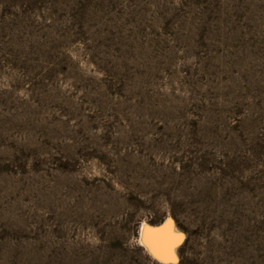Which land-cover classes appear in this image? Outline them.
Returning <instances> with one entry per match:
<instances>
[{
  "label": "rangeland",
  "instance_id": "obj_1",
  "mask_svg": "<svg viewBox=\"0 0 264 264\" xmlns=\"http://www.w3.org/2000/svg\"><path fill=\"white\" fill-rule=\"evenodd\" d=\"M264 264V0H0V264Z\"/></svg>",
  "mask_w": 264,
  "mask_h": 264
},
{
  "label": "bare ground",
  "instance_id": "obj_2",
  "mask_svg": "<svg viewBox=\"0 0 264 264\" xmlns=\"http://www.w3.org/2000/svg\"><path fill=\"white\" fill-rule=\"evenodd\" d=\"M182 240L183 234L168 218L159 227H150L143 223L138 242L153 260L165 264L176 262Z\"/></svg>",
  "mask_w": 264,
  "mask_h": 264
}]
</instances>
